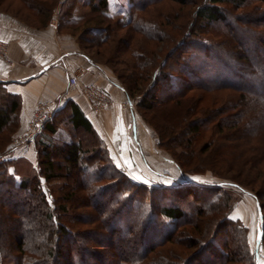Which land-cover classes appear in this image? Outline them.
<instances>
[{"label":"trees","instance_id":"trees-1","mask_svg":"<svg viewBox=\"0 0 264 264\" xmlns=\"http://www.w3.org/2000/svg\"><path fill=\"white\" fill-rule=\"evenodd\" d=\"M6 1L13 2L0 0V10L38 28L50 23L61 2V32L97 33L96 60L131 100L141 94L136 108L182 176L218 174L200 159L209 151L214 163L249 164L255 180L178 181L166 174L175 184L138 182L117 166L95 126L70 100L43 127L53 132L64 126L70 141L47 142L38 133L37 163L28 174L11 169L13 158L0 161V264H261L236 237L242 224L231 214L242 191L251 195L262 212L264 243V15L231 17L223 4L242 8L247 0H209L195 8L181 38L172 39L166 21L150 16L159 0H129V19L117 26L109 0H90L91 13L82 17H74L77 0H17L32 20L1 7ZM212 25L223 30L200 34ZM159 46L166 50L162 56ZM69 109L71 116H57ZM20 112V95L0 80L5 149L9 135L19 132ZM42 177L45 183L66 179L49 189L53 201Z\"/></svg>","mask_w":264,"mask_h":264},{"label":"crops","instance_id":"crops-1","mask_svg":"<svg viewBox=\"0 0 264 264\" xmlns=\"http://www.w3.org/2000/svg\"><path fill=\"white\" fill-rule=\"evenodd\" d=\"M85 37L81 33L61 32L57 15L47 26L38 28L0 10V38L8 43L9 54L13 59L8 62L0 56V80L5 82L9 91L21 97L19 132L26 127L38 100L56 98V109L71 100L78 105L80 114L87 116L95 126L121 167L136 171L144 169L168 176L163 171L169 172L171 166L167 164H173V159L160 153L154 134L139 116L122 107L123 102L131 99L109 68L88 52ZM77 67L85 70L80 82L96 83L107 89L113 97V103L102 112H92L90 101L80 86L70 87L69 76ZM70 113L71 109L57 116H71ZM39 137L47 142L60 143L72 139L62 125L53 132L43 128ZM158 155L161 159H158ZM5 158L16 160L12 170L16 168L21 174L27 173L37 163L35 142L22 149L8 151Z\"/></svg>","mask_w":264,"mask_h":264},{"label":"rangeland","instance_id":"rangeland-1","mask_svg":"<svg viewBox=\"0 0 264 264\" xmlns=\"http://www.w3.org/2000/svg\"><path fill=\"white\" fill-rule=\"evenodd\" d=\"M160 2L157 3L155 8L153 7L150 16H152V21H154V18L156 16L161 17L160 19L165 20L166 22L163 23L165 28H168V32L170 33V36L172 39H180L181 34H184L186 30L189 27V22L193 19L194 15L193 12L195 8L198 5H202L205 3H208L209 0H186L187 2L184 4H180L173 0H159ZM129 0H109V10L108 14L110 15V18L112 19V22L114 26H117L121 23L126 22L129 19L130 14L128 13L129 10ZM223 6L226 8V11L229 13V15L232 17H238L239 15H246L247 13L250 16H259L264 15V3H262L259 0H247L245 4H243L242 8H237L236 5L233 3H225ZM1 7L6 8L8 10H12L23 17H25L28 20H32L33 17H31L32 14L29 13V10H26L22 7L21 3H19L17 0H13V2L6 1L4 2ZM61 8V2L57 5V7L54 10V15H57L59 17V11ZM91 3L90 0H77V6L74 10V15H77L78 17L86 16L91 13ZM261 11V12H260ZM168 18V19H167ZM34 19V18H33ZM59 19V18H58ZM217 28V27H216ZM213 25L210 26L209 32L200 33L202 36L205 37H213L217 34H219L220 31L223 30V28L217 31ZM81 35L86 36L84 38V43L87 46L88 52L92 53L93 56L96 57V47L93 46V42H96L99 38V35L97 33H81ZM164 36V34H163ZM170 40V38H168ZM93 43V44H92ZM158 51H160L161 56L162 54H165V49L162 50V47L159 46ZM110 50V49H109ZM165 50V51H164ZM108 53V52H107ZM104 57H107L106 54H104ZM103 56H100V58L104 59ZM159 57V56H158ZM112 60V59H111ZM102 61V60H101ZM159 62V60H158ZM119 68H124V66L119 65ZM180 67H176V70H179ZM174 69V71H176ZM178 72V71H176ZM112 73V72H111ZM113 74V73H112ZM115 77V76H114ZM141 94H138L136 97H134L132 100L134 102L135 110L134 112L139 116L141 122L145 124V126L149 127L151 129L152 133L154 134V137L156 139L157 146L159 147V151L161 154H165L169 158H172L171 153L165 149L164 147H160L158 144V133L154 130V128L142 117V114L137 110L136 108V102L140 98ZM159 118V116H158ZM20 132L16 130L12 135H9V141L10 143L8 146L3 148L2 144L3 142H0V161L3 160L4 155L7 154L9 151V146H11L12 142L15 140V138L18 136ZM7 135H5L6 137ZM4 137V138H5ZM204 142V139H200L197 142V147H200V145ZM24 148V147H22ZM20 148V149H22ZM113 154V153H112ZM200 156H203L200 158L203 160L204 164H208L207 166L211 168H214L218 172V174L224 175V177H220L217 173H213L210 170H207L205 175H188V176H182L177 165L175 162L168 163V166H171L173 168V171L171 170V167H169L168 171H163V174H171L174 177L177 178L178 181H185L189 178L195 177L196 179H205V180H221V179H227L230 178H236L239 181L243 183L252 182V180H255V176L250 171L251 167L249 164L246 163H240L238 162H223L222 164H218V162L214 163L213 156L211 153L204 152L200 153ZM114 156V154H113ZM158 159H161L158 155ZM198 160V159H197ZM213 161V162H212ZM214 165V166H212ZM124 171H126L131 177L132 174L135 173L137 176H142L143 180L148 181L147 183L136 180L138 182H143L145 184H148L150 186L160 187L163 185H173L175 184V180L169 178L168 176H163L160 173L156 172H150L147 170H139L136 171V169H129L124 168ZM62 172V171H57ZM28 174V173H26ZM226 176V177H225ZM43 187L48 192L50 188H59L61 185L64 184L66 179H60V180H53L51 182L44 181L43 177ZM107 182V181H106ZM59 192L57 191L56 194ZM48 196H50V199L53 201L52 195L48 192ZM61 194V193H60ZM154 201H158V198H154ZM164 203L169 202V199H164ZM162 203V202H161ZM185 203V201L183 202ZM257 207L256 200L247 192L242 191L241 198L235 205L234 210L232 211V218L239 219L241 221L242 226H239L240 233L236 234V237L240 238L242 246L248 245L251 250L256 251L259 258L260 263L264 264V243L258 242L257 240V233L258 228L261 226L262 220L259 218V211ZM83 209H78L77 213L82 212ZM83 227V226H82ZM243 246V247H244ZM238 250L241 251V247H238Z\"/></svg>","mask_w":264,"mask_h":264},{"label":"built area","instance_id":"built-area-1","mask_svg":"<svg viewBox=\"0 0 264 264\" xmlns=\"http://www.w3.org/2000/svg\"><path fill=\"white\" fill-rule=\"evenodd\" d=\"M0 56L12 62L13 59L9 54L8 43L0 38ZM85 70L83 67H77L71 72L69 76V85L71 88L80 86L84 94L90 101L92 112L98 114L113 103V97L110 92L93 82H80ZM58 107V100L56 98L38 100L33 110L32 116L28 121L26 127L18 134L15 140L9 147V151H15L22 147L28 146L35 140L37 134L43 129L45 124L53 116L55 109ZM122 107L133 111L135 110L133 100L125 101Z\"/></svg>","mask_w":264,"mask_h":264},{"label":"water","instance_id":"water-1","mask_svg":"<svg viewBox=\"0 0 264 264\" xmlns=\"http://www.w3.org/2000/svg\"><path fill=\"white\" fill-rule=\"evenodd\" d=\"M258 211H259V218H260V220H262V212L260 209ZM262 239H263V226L261 225L258 228L257 240H258V242H261Z\"/></svg>","mask_w":264,"mask_h":264},{"label":"snow or ice","instance_id":"snow-or-ice-1","mask_svg":"<svg viewBox=\"0 0 264 264\" xmlns=\"http://www.w3.org/2000/svg\"><path fill=\"white\" fill-rule=\"evenodd\" d=\"M125 163H127V161H125ZM117 166H120V165H119V162H117ZM131 178L134 179V180H141V181H143V182H145V183L148 182V181H146V180H143V177H142V176H137L135 173L132 174V177H131ZM192 179H196V178L193 177Z\"/></svg>","mask_w":264,"mask_h":264}]
</instances>
